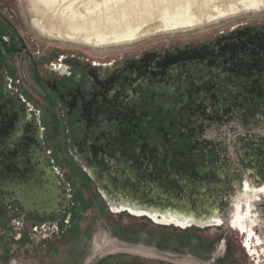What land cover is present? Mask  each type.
I'll return each instance as SVG.
<instances>
[{
	"label": "flooded vegetation",
	"instance_id": "flooded-vegetation-1",
	"mask_svg": "<svg viewBox=\"0 0 264 264\" xmlns=\"http://www.w3.org/2000/svg\"><path fill=\"white\" fill-rule=\"evenodd\" d=\"M15 1L0 0V202L15 209L23 220L34 221L35 227L46 226L72 198L56 164L57 154L49 148L54 142L59 146L61 139L63 146L68 143L73 162L93 178L112 213L147 216L159 225L218 226L220 206L205 203L209 215L183 212L179 215L183 220H178L182 225H175L158 214L162 205L145 211L142 201L127 203L111 194L112 184L99 169L106 168L104 158L109 163L114 152L120 151L137 172L141 162L134 155L144 153L143 140L149 131L166 135L176 127L194 132L202 127L197 125L199 120L222 124L234 119L244 129L242 135L236 126L227 128L237 136V161L244 174L262 182L264 22L241 23L200 41L97 61L61 46L36 43L15 10ZM188 147L185 157L180 147L166 152L172 170L163 176L174 173L169 190L177 179L188 178L179 175L180 169L189 176L196 171L188 167L200 157ZM146 152L149 159L158 157L153 149ZM202 174L195 179L215 176L209 179ZM235 178L239 179L238 171ZM240 184L242 190L235 188L233 194L230 224L244 237L242 246L254 264H263V242L254 230L259 218L251 196L258 188L247 180ZM209 186L206 202L212 196L219 202L226 200V195Z\"/></svg>",
	"mask_w": 264,
	"mask_h": 264
},
{
	"label": "rangeland",
	"instance_id": "rangeland-1",
	"mask_svg": "<svg viewBox=\"0 0 264 264\" xmlns=\"http://www.w3.org/2000/svg\"><path fill=\"white\" fill-rule=\"evenodd\" d=\"M202 1L195 0L191 4V11L204 18L211 15L213 18L209 21L204 20L191 28L167 29L157 7L153 9L151 16L144 19L143 33L136 42L104 47L60 41L35 27L40 34L32 25L35 13L30 9L29 2L16 0L14 8L23 16L24 27L29 35L35 38L36 43L61 46L79 52L80 55H89L97 61L117 60L122 55L136 54L145 49L200 41L204 37L216 36L221 31L241 23L264 22V0H257L256 9L247 8L248 2L243 3L242 0H208L206 3ZM231 7L237 9L230 11ZM216 8L226 13L218 17ZM199 123L202 127L197 129ZM197 125L194 132L180 131L188 135V138L184 139L187 145L200 149L211 148L213 144L219 143L220 150L217 148L213 150L215 161L220 164L224 162L227 166L233 163L238 171L239 179L231 178L222 189V194L227 197L225 201L219 202L218 198L212 196L211 200L206 202L219 204L220 225L179 229L172 225L156 224L146 216L136 217L127 212L112 213L108 202L91 177L79 163L73 162L68 143L65 142L63 146V139L60 137L62 132L59 128L58 138L61 139V143L56 146L54 142L49 148L57 154L56 164L70 188L72 198L61 209L57 218L49 221L46 226L40 224L37 227L34 226V221L23 220L15 209L0 202V264H254L242 246L244 237L230 224L231 198L235 190L230 184L235 183L237 189L241 191L240 182L247 180L260 188L264 186V173L260 174L262 182L244 174L235 155L237 143L233 142L231 135L227 133L228 126L233 125L238 128L239 133L244 134V129L234 119L224 121L222 124L214 120H199ZM225 134L230 140L223 139ZM185 145L180 147L184 157L187 156ZM155 149L154 154L158 157L151 155L152 159H149L147 152L142 156L137 154L134 156L141 162L140 171L146 182L150 175H155L153 174V171L156 172L155 167L164 168L162 171L157 170L156 175L160 176L162 185H165L168 183L162 173L172 169L164 159L160 160L162 149L158 146ZM170 158L173 163L176 162L175 157ZM104 159L106 165H112L111 161L107 163L106 157ZM186 174L188 173L180 169L179 175L187 176ZM178 192L180 197L185 196L183 188ZM263 203L262 198L255 201L259 222L254 230L259 240L263 242L260 247H264Z\"/></svg>",
	"mask_w": 264,
	"mask_h": 264
},
{
	"label": "bare ground",
	"instance_id": "bare-ground-1",
	"mask_svg": "<svg viewBox=\"0 0 264 264\" xmlns=\"http://www.w3.org/2000/svg\"><path fill=\"white\" fill-rule=\"evenodd\" d=\"M30 9L35 13L33 25L42 33H46L60 41H67L78 44H85L94 47L119 46L136 42L143 33L144 19L151 16L154 8L158 9L164 25L167 29L191 28L198 26L204 20H211V15L206 17L197 16L191 11V4L195 0H27ZM208 0H203L206 3ZM248 2L247 8H257V0H242ZM82 8V9H81ZM237 8L231 7L230 11ZM216 16H223L226 11L216 8ZM134 15L136 18L134 19ZM203 15V14H202ZM205 15V14H204ZM260 122H263L260 120ZM193 169L205 173L210 179L215 174L218 180L228 178L233 173V168L227 170L223 162H216L211 150L205 151L204 157L191 164ZM231 167V166H230ZM209 172V173H207ZM173 176V173H171ZM108 178V177H107ZM109 179V178H108ZM134 182L135 179L131 177ZM212 181V179H211ZM211 181H207L210 183ZM222 183V182H220ZM219 183V184H220ZM224 183V182H223ZM97 184L99 185L98 181ZM112 184V180H109ZM221 186V185H220ZM243 186V185H242ZM112 193L117 198L131 203L133 200L142 201L144 210H158L160 203H155L153 197L146 195L142 190H134L130 187H123L122 181L117 185H111ZM234 188H237L234 184ZM251 194L256 201L264 199V191ZM206 187L200 186L199 190L204 191ZM220 187H215L219 191ZM192 190V187H189ZM235 193V190H234ZM248 194V193H247ZM250 194V193H249ZM234 196L231 198L233 202ZM156 206V207H155ZM195 208L199 207L195 204ZM159 207V208H158ZM183 212H195L189 207L171 205L167 208H160L158 214L166 216V221L175 225L181 224L178 220ZM178 223V224H177ZM182 225V224H181Z\"/></svg>",
	"mask_w": 264,
	"mask_h": 264
},
{
	"label": "water",
	"instance_id": "water-1",
	"mask_svg": "<svg viewBox=\"0 0 264 264\" xmlns=\"http://www.w3.org/2000/svg\"><path fill=\"white\" fill-rule=\"evenodd\" d=\"M152 131L148 132V134H147L148 139L143 140V149H144V152H146L147 150L151 151L152 149L154 151H156L155 148L157 146L160 147L162 149V151L160 152V156H162V159L160 158L161 161L164 159L165 162H167V163L170 162V160L166 156V152L168 155V151L172 152L173 148L176 149V147H181V145L184 146L186 144L184 148H186V150L189 149L187 142L184 139H182V137H180L178 135V133H180L181 129H178L176 127L169 128L166 131V133H167L166 135H163V134L156 135ZM227 133H229L231 135L230 137H232V140L234 142L235 139L237 138V136L236 135L232 136L233 133H232L231 129H229V131L227 130ZM181 134H183V133H181ZM230 137H228L227 134L223 135V139L230 140ZM166 138H167V140H166ZM189 141L190 140L188 139V142ZM154 144H156V145H154ZM219 146H220L219 143L213 144L211 148L200 147V149H198V148L192 146L191 150H189V151L194 155H196V153H198L197 155H199V157L201 159L202 157H204L205 151L211 150L213 153V150L215 148H217V150H220ZM235 155H236V153H235ZM121 157H122V159H121ZM123 157L124 156L120 151H117V152L115 151L114 154L109 159V161L112 162L111 166L106 165L105 169H101L98 167L101 172H104L108 176L109 180H112L113 185H117L118 181H122L123 187H130L131 189H134V190H142L146 195L150 194L153 197L154 201L159 202L160 205H162L164 207H169V206L174 205V204H176L177 206L183 205L184 207H189V209H191V210H195L194 214L200 213L202 215L203 212L208 211L207 206L205 205V203H206L205 192L207 189H205L204 191L199 190L201 185L203 187L204 186L206 187V185H208V186L213 185V187H211V188H213L214 190H215V187L219 186L220 189L217 192L221 193L222 189L227 186L226 184L230 181V179L231 178L233 179V177H235V174H237L236 167L234 166L233 163H231L227 166L228 167L227 170L229 171L230 169L233 168L234 171H233V173H231L229 175L228 178L218 180L216 178V175L214 174L215 176L212 177L213 182L211 181V179L199 181L198 179H195L196 177H194V176L196 174L199 175L202 172H199L197 170L194 171L195 169H193L192 167H188V169L190 171H194L193 176L187 175V177H188L187 179L185 177H182L181 181L179 179H177L178 180V182L176 183L177 185L174 186L172 190H169L170 188H168V185L173 181L171 179V173H173V172L167 173V175L169 174L168 176H170V177H168V176L166 177L168 184L162 185L161 180L159 178L160 177L159 175L158 176L156 175L155 178H154V176L150 175L148 178V181L146 182L143 174L141 172H139L141 169L140 168L141 166H139V168L137 170L138 173H137L134 171L135 169L132 168L131 164L129 163L130 160L125 159ZM128 168H130L129 173L127 172ZM163 169L164 168H162V167H160L159 169H157V167H155L156 172H157V170L162 171ZM86 170H87V168H86ZM166 172L167 171L163 172L162 175L166 174ZM127 173H128V175H127ZM175 175H177V173H175ZM131 176L134 177V179H135L134 182L131 180ZM189 177H193V180H191V178H189ZM207 181H211V182L208 183ZM220 182H222V183H220ZM190 186L192 187V190H189ZM241 187H242V184H241ZM181 188H183L184 192H185V196L183 198L180 197L179 192H178V191H180ZM101 195L106 200V198L104 197V195L102 193H101ZM192 200H195V202L193 203ZM195 204H197L199 207L195 208L196 207ZM209 214H210L209 212L206 213V215H209Z\"/></svg>",
	"mask_w": 264,
	"mask_h": 264
},
{
	"label": "snow or ice",
	"instance_id": "snow-or-ice-1",
	"mask_svg": "<svg viewBox=\"0 0 264 264\" xmlns=\"http://www.w3.org/2000/svg\"><path fill=\"white\" fill-rule=\"evenodd\" d=\"M259 191H264V188H262V189H259Z\"/></svg>",
	"mask_w": 264,
	"mask_h": 264
}]
</instances>
